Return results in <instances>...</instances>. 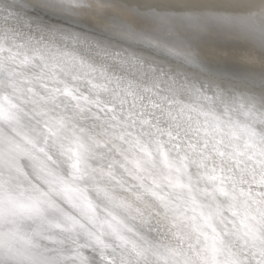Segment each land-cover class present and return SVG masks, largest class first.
<instances>
[{"label": "bare ground", "instance_id": "1", "mask_svg": "<svg viewBox=\"0 0 264 264\" xmlns=\"http://www.w3.org/2000/svg\"><path fill=\"white\" fill-rule=\"evenodd\" d=\"M0 264H264V0H0Z\"/></svg>", "mask_w": 264, "mask_h": 264}]
</instances>
